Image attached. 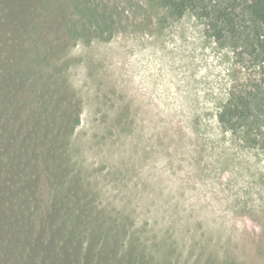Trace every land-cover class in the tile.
I'll list each match as a JSON object with an SVG mask.
<instances>
[{
	"label": "rangeland",
	"instance_id": "1",
	"mask_svg": "<svg viewBox=\"0 0 264 264\" xmlns=\"http://www.w3.org/2000/svg\"><path fill=\"white\" fill-rule=\"evenodd\" d=\"M74 2L0 0V158L11 112L25 166L0 171V264H264V144L217 121L258 58L196 9L104 0V39ZM249 2L207 0L241 28Z\"/></svg>",
	"mask_w": 264,
	"mask_h": 264
},
{
	"label": "trees",
	"instance_id": "2",
	"mask_svg": "<svg viewBox=\"0 0 264 264\" xmlns=\"http://www.w3.org/2000/svg\"><path fill=\"white\" fill-rule=\"evenodd\" d=\"M156 1L169 14L175 17H181L190 8L198 10L201 15L211 18L210 26L212 34L216 39L219 40L224 37V30L229 31L231 39L242 41L241 46H243V51L245 49L254 59L258 58L259 65L264 67V0H250L246 5L249 22H244L242 28L237 25L234 16L230 15L228 9L223 7L212 9L211 5L207 3V0ZM72 6L73 13L78 18L79 25L82 24L84 29H87L90 33L92 31L98 37L104 39L110 37L112 21L109 20L111 15L107 11L108 7L104 4V0H75ZM76 26H78L77 21L68 28V32L73 38L82 35V33L78 32ZM1 111L2 108L0 109V119L3 120L4 116L1 115ZM9 114L7 127L10 132L7 135L12 142L4 149L3 154L5 158H0L2 160L0 171H3V169L15 171L16 169L25 168L14 155V151L10 149L11 147L19 149L22 142L18 144L13 143L15 129L17 127L11 117V112ZM217 121L222 128L241 133L242 138L249 145L255 146L257 143L264 144V88L262 85L254 84L250 88L230 90L227 99L217 114ZM78 123L79 117L76 116L71 130ZM4 141L6 143V138L3 139L2 134L0 135V145ZM26 165H29L27 169L34 168L33 164L30 165L27 163ZM52 213L49 219L44 221V224L50 225L51 229L54 230L59 225L53 221L54 216Z\"/></svg>",
	"mask_w": 264,
	"mask_h": 264
}]
</instances>
